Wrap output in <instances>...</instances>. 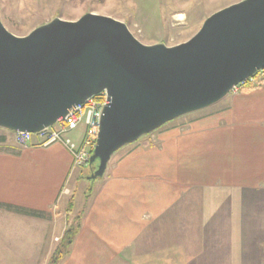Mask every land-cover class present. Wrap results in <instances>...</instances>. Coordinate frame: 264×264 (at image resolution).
Masks as SVG:
<instances>
[{"label": "crops", "instance_id": "1", "mask_svg": "<svg viewBox=\"0 0 264 264\" xmlns=\"http://www.w3.org/2000/svg\"><path fill=\"white\" fill-rule=\"evenodd\" d=\"M35 142L0 129V253L49 259L78 220L57 264H264V84L121 148L89 192L64 146ZM18 222L30 250L1 230Z\"/></svg>", "mask_w": 264, "mask_h": 264}, {"label": "water", "instance_id": "2", "mask_svg": "<svg viewBox=\"0 0 264 264\" xmlns=\"http://www.w3.org/2000/svg\"><path fill=\"white\" fill-rule=\"evenodd\" d=\"M264 70V0L211 15L187 41L141 43L126 24L86 13L54 18L25 36L0 21V129L38 132L106 91L88 179L122 147L164 124L211 107Z\"/></svg>", "mask_w": 264, "mask_h": 264}, {"label": "rangeland", "instance_id": "3", "mask_svg": "<svg viewBox=\"0 0 264 264\" xmlns=\"http://www.w3.org/2000/svg\"><path fill=\"white\" fill-rule=\"evenodd\" d=\"M239 1L241 0H0V21L10 33L21 37L54 18L75 21L86 13H94L123 22L143 44L163 43L174 46L189 40L209 15ZM83 130L84 125L80 124L73 132L80 134ZM94 164L93 168L89 165L82 167L83 182L80 191L89 192L101 178L88 179L98 163L95 161ZM1 230L19 241L15 244L16 247L21 246L26 250H30L34 235H39L33 232L38 231L37 228L23 222ZM63 240L55 244L52 255L57 260L55 264L67 252ZM21 254L25 257L11 258L8 257L10 253L2 252L0 264H49L52 258L36 259L29 257V252Z\"/></svg>", "mask_w": 264, "mask_h": 264}, {"label": "built area", "instance_id": "4", "mask_svg": "<svg viewBox=\"0 0 264 264\" xmlns=\"http://www.w3.org/2000/svg\"><path fill=\"white\" fill-rule=\"evenodd\" d=\"M264 77V70L256 72L240 84L233 86L230 93L241 91L243 83L258 84ZM108 104L106 91H102L84 102L73 106L63 118H60L50 127L38 132L30 133L26 131L13 132V138L17 145L26 147L33 140L39 147H48L54 144L64 146L71 154L73 166L82 168L89 164L90 155L96 145L97 132L102 109ZM83 124L84 130L78 142L70 137V133Z\"/></svg>", "mask_w": 264, "mask_h": 264}, {"label": "trees", "instance_id": "5", "mask_svg": "<svg viewBox=\"0 0 264 264\" xmlns=\"http://www.w3.org/2000/svg\"><path fill=\"white\" fill-rule=\"evenodd\" d=\"M264 84V77L258 82V84H247L246 82L243 83V86L241 88V90H251V89H254V88H257L259 87L260 85ZM95 162L93 163H89L88 165L90 166V168L93 166H95L94 164ZM71 200H70V206H71ZM78 227V220H77V223L76 225L74 226H70L69 230L67 231V233L65 234L64 236V240H63V243H64V246L68 247L70 245V242L72 241V237H73V234L76 230V228ZM66 253V252H65ZM56 258L55 257H52L51 260H50V263L49 264H55L56 263Z\"/></svg>", "mask_w": 264, "mask_h": 264}]
</instances>
